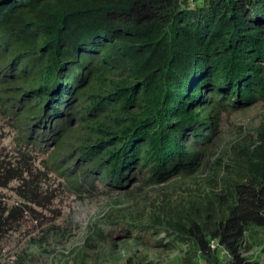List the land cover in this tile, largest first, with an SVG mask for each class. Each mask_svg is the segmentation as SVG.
Wrapping results in <instances>:
<instances>
[{
	"label": "trees",
	"instance_id": "1",
	"mask_svg": "<svg viewBox=\"0 0 264 264\" xmlns=\"http://www.w3.org/2000/svg\"><path fill=\"white\" fill-rule=\"evenodd\" d=\"M260 101L264 0H0V238L49 206L55 174L78 196L98 183L116 194L62 264H174L140 252L183 244L195 264H264L242 249L247 231H264V112L200 199L138 192L194 175L223 112Z\"/></svg>",
	"mask_w": 264,
	"mask_h": 264
},
{
	"label": "rangeland",
	"instance_id": "2",
	"mask_svg": "<svg viewBox=\"0 0 264 264\" xmlns=\"http://www.w3.org/2000/svg\"><path fill=\"white\" fill-rule=\"evenodd\" d=\"M263 112L264 101L241 110L223 112L221 131L209 148L205 164L194 175L184 178L173 176L169 180L152 187L141 185L139 194L142 192L143 196L144 193V199L150 203L151 201L159 203L164 198H176L185 201L200 199V196L191 197V195L195 196L206 192L211 187V179L221 174L220 170L214 168L218 166L216 162L220 163V167L224 163H231L229 157L233 156V148L237 144L243 146L255 140V128L262 120ZM3 131L5 133L1 139V145L5 148L3 153H10L15 148L14 132L12 129ZM41 158V156L38 157L36 167H41ZM48 177L49 179L43 181V187L56 188L54 199L51 200L47 208L33 205L37 210V217L28 214L20 225H14L12 229L4 233L0 238V264H12L22 249L32 253L27 264H62L63 259L69 253L68 248L74 244H81L90 223L104 219V210L108 206L106 203L116 195L115 192L112 193L103 188L101 183H98V191L78 196L71 193L64 185L59 184L61 179L55 174H50ZM15 184L16 182H12L10 185ZM217 189L219 188L215 190ZM2 192L8 204L19 201L18 196L10 187L3 188ZM68 220H71L73 225L63 235L60 234V230H57V236H54L55 234L50 235L48 229L45 231L48 225H55L56 229H58L57 227H64L65 221ZM106 227L109 226L106 225ZM263 247V229L252 228L246 232L245 241L242 243V249L246 255L253 259H262L264 258ZM185 249L186 246L183 244L179 250L144 248L140 253L145 258L156 261L195 264L196 257L192 254L187 255ZM118 264H124V261H119Z\"/></svg>",
	"mask_w": 264,
	"mask_h": 264
}]
</instances>
